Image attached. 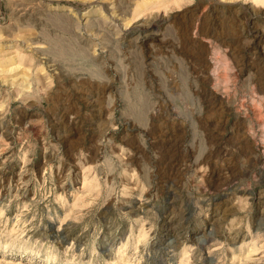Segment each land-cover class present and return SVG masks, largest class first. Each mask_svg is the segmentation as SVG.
<instances>
[{
    "label": "rangeland",
    "instance_id": "obj_1",
    "mask_svg": "<svg viewBox=\"0 0 264 264\" xmlns=\"http://www.w3.org/2000/svg\"><path fill=\"white\" fill-rule=\"evenodd\" d=\"M0 264H264V0H0Z\"/></svg>",
    "mask_w": 264,
    "mask_h": 264
}]
</instances>
